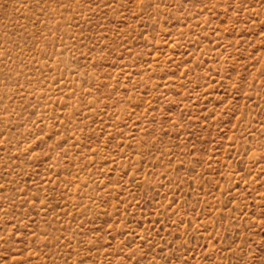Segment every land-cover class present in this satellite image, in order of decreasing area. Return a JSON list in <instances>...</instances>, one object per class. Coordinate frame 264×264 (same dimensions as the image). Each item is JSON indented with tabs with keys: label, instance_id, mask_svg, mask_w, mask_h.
<instances>
[{
	"label": "rangeland",
	"instance_id": "374dc122",
	"mask_svg": "<svg viewBox=\"0 0 264 264\" xmlns=\"http://www.w3.org/2000/svg\"><path fill=\"white\" fill-rule=\"evenodd\" d=\"M0 264H264V0H0Z\"/></svg>",
	"mask_w": 264,
	"mask_h": 264
}]
</instances>
